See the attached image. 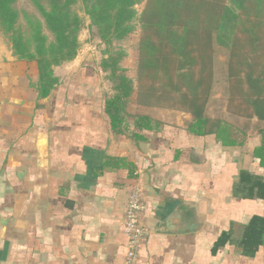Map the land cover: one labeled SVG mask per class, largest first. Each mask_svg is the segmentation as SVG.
<instances>
[{"label":"crops","instance_id":"0c3cea01","mask_svg":"<svg viewBox=\"0 0 264 264\" xmlns=\"http://www.w3.org/2000/svg\"><path fill=\"white\" fill-rule=\"evenodd\" d=\"M83 31L76 56L53 67L46 95L36 65L0 36V264H129L134 191L144 233L132 264H264V225L262 242L252 234L256 249L244 242L251 220L264 219V199L235 193L240 171L264 174L253 156L264 120L239 114L224 80L217 92L214 71L205 115L242 131L243 143L194 135L189 112L143 100L138 55L124 53L119 65L134 90L123 124L147 115L160 126L135 129L141 139L116 132L104 107L116 94L102 68L107 53H86Z\"/></svg>","mask_w":264,"mask_h":264},{"label":"trees","instance_id":"16d2710c","mask_svg":"<svg viewBox=\"0 0 264 264\" xmlns=\"http://www.w3.org/2000/svg\"><path fill=\"white\" fill-rule=\"evenodd\" d=\"M16 1L0 0V32L17 58L36 65L41 95L57 83L53 67L77 54L84 20L76 6H82L90 32L107 46L102 68L109 71L116 94L105 99L104 107L116 132L141 139L145 137L135 129L160 126L147 115L135 116L132 126L123 124L122 112L134 87L119 65L124 52H112L111 46L135 29V19L143 31L137 79L145 87V102L189 112L192 121L186 129L194 135L212 134L223 146L241 145L242 131L205 115L214 81V47L220 45L229 50L226 80L230 102L238 100L239 114L264 120V0H29L39 16L19 11ZM140 2L145 5L138 13L135 6ZM21 14L28 30L19 22ZM259 135L253 156L264 168V128ZM235 193L264 199V174L240 171ZM263 225L264 219L253 218L244 242L256 249L257 236L252 234L257 233L262 242Z\"/></svg>","mask_w":264,"mask_h":264},{"label":"rangeland","instance_id":"374dc122","mask_svg":"<svg viewBox=\"0 0 264 264\" xmlns=\"http://www.w3.org/2000/svg\"><path fill=\"white\" fill-rule=\"evenodd\" d=\"M144 5H145V2H140L135 6L138 13H140L142 11ZM15 6L19 9V11H25L29 15L34 14V15L39 16L37 11L35 10V8L30 3L29 0H17L15 3ZM76 10H77L78 14L84 20V26H83L84 31L81 35L82 44L85 46L84 50L88 54H93V56L97 55V57H99L98 59H100L101 52H103V50L105 51L107 49V46L104 45V43L100 42V39L95 35V33L90 32V30L88 28V19H87L86 15L84 14L82 6L80 4L76 6ZM19 22H20L24 31L28 30V27L26 25V20L22 16V14H21ZM134 26H135V29L129 35H127V37H125L121 41L115 42L111 46L112 52L122 51L125 54H127V56H128L127 59L131 57L130 60H132V59L135 60L137 55H139V40L143 35L142 28H141L137 19H135V21H134ZM0 36L4 39L3 41L5 43L9 44L8 41L6 40V37L3 36V34L1 32H0ZM228 56H229L228 48H226L224 46H220V45H215L214 54H213V63H214L213 69L215 71V76H216L215 79L219 81V83H217V92L218 93L222 91L221 83L223 82V80H224L225 84L227 85V92H228V84H227V80H226V75H227L226 68H227ZM139 83L140 82L138 81V84ZM232 102L238 103V100L235 99Z\"/></svg>","mask_w":264,"mask_h":264},{"label":"built area","instance_id":"2783aa9c","mask_svg":"<svg viewBox=\"0 0 264 264\" xmlns=\"http://www.w3.org/2000/svg\"><path fill=\"white\" fill-rule=\"evenodd\" d=\"M142 207L139 193L136 191L132 192L127 200L125 209V233L131 244L128 257L129 264H132L134 259L135 244H137V241L144 233V227L140 224L138 218L139 211Z\"/></svg>","mask_w":264,"mask_h":264}]
</instances>
